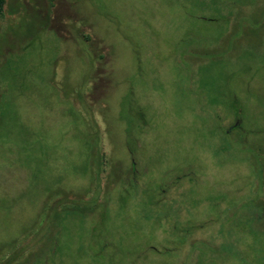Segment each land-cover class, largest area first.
<instances>
[{"label":"rangeland","instance_id":"rangeland-1","mask_svg":"<svg viewBox=\"0 0 264 264\" xmlns=\"http://www.w3.org/2000/svg\"><path fill=\"white\" fill-rule=\"evenodd\" d=\"M0 264H264V0H6Z\"/></svg>","mask_w":264,"mask_h":264},{"label":"trees","instance_id":"trees-1","mask_svg":"<svg viewBox=\"0 0 264 264\" xmlns=\"http://www.w3.org/2000/svg\"><path fill=\"white\" fill-rule=\"evenodd\" d=\"M5 4L6 0H0V13L3 11Z\"/></svg>","mask_w":264,"mask_h":264}]
</instances>
